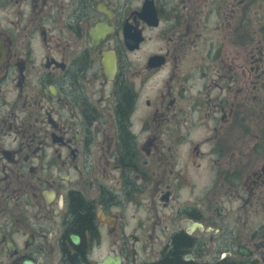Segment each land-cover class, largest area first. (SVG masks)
Here are the masks:
<instances>
[{"label": "flooded vegetation", "instance_id": "af4514ba", "mask_svg": "<svg viewBox=\"0 0 264 264\" xmlns=\"http://www.w3.org/2000/svg\"><path fill=\"white\" fill-rule=\"evenodd\" d=\"M177 254L264 264V0H0V264Z\"/></svg>", "mask_w": 264, "mask_h": 264}, {"label": "trees", "instance_id": "16d2710c", "mask_svg": "<svg viewBox=\"0 0 264 264\" xmlns=\"http://www.w3.org/2000/svg\"><path fill=\"white\" fill-rule=\"evenodd\" d=\"M122 103H123V106L125 107L126 105V102L122 100ZM82 211L80 213V217H79V222H78V225L81 226V227H88L90 225V217H89V210L86 208V207H82L80 204L78 205ZM184 239H180V245L181 246H184ZM170 264H185L183 263L182 261H180L179 257H178V254L177 256H175L174 260L170 262Z\"/></svg>", "mask_w": 264, "mask_h": 264}, {"label": "water", "instance_id": "95a60500", "mask_svg": "<svg viewBox=\"0 0 264 264\" xmlns=\"http://www.w3.org/2000/svg\"><path fill=\"white\" fill-rule=\"evenodd\" d=\"M75 242H77V240L75 239ZM77 264H82L81 262H77Z\"/></svg>", "mask_w": 264, "mask_h": 264}]
</instances>
